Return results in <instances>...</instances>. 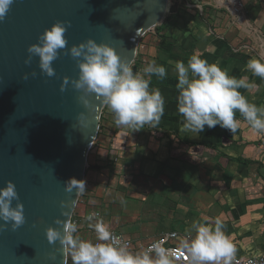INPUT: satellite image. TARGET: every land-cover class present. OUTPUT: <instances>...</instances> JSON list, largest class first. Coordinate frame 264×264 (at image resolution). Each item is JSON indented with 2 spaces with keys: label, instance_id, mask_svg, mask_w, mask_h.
Here are the masks:
<instances>
[{
  "label": "crops",
  "instance_id": "crops-1",
  "mask_svg": "<svg viewBox=\"0 0 264 264\" xmlns=\"http://www.w3.org/2000/svg\"><path fill=\"white\" fill-rule=\"evenodd\" d=\"M239 1L243 10L238 15L226 8V0L179 3V13L194 16L189 34L195 40L181 33L173 46H161V59L154 62L166 68L167 76L145 77L150 79V90L158 88L165 98L164 114L158 125L146 124L137 131L117 125L112 111L104 117L103 130L100 129L89 153L86 183L74 213L79 222L76 234L82 239L97 240L89 224L98 219H103L113 233L144 245L170 230L192 231L195 235L193 223L214 225L219 218L236 248L234 258L264 257V133L255 132L246 122L241 124L238 134L226 129L218 135L217 125L212 128L215 131L209 130L210 136L203 144L196 146L202 149L198 151L200 157L208 147L220 144L210 154L224 159L230 173L229 184L187 185L182 178L187 170L181 161L172 158L174 154L182 157L185 145L179 141L186 133L184 118L177 108L178 98H173L179 95L175 62L187 65L191 41L198 50L195 55L210 64L219 63L238 79L247 76V82L254 87H242L239 91L250 103L264 106V80L247 69L250 59H264V0ZM173 48L177 50L172 52ZM193 138L195 143L201 142L200 137ZM169 145L174 151L172 156ZM211 165L216 172V164ZM188 171L196 176L202 168ZM173 190L176 192L170 193ZM97 212L100 218L86 221L87 214Z\"/></svg>",
  "mask_w": 264,
  "mask_h": 264
},
{
  "label": "water",
  "instance_id": "water-1",
  "mask_svg": "<svg viewBox=\"0 0 264 264\" xmlns=\"http://www.w3.org/2000/svg\"><path fill=\"white\" fill-rule=\"evenodd\" d=\"M169 1L14 0L0 21V189L8 181L16 185L26 218L16 230L10 224L0 229V264L68 261V251L59 241L50 244L46 230L63 231L55 221L71 219L75 212L81 193L66 192L65 184L73 178L85 181L105 105L92 94V108L84 106L83 93L72 85L79 78L77 61L65 53L92 39L116 49L132 66L142 38L174 13L176 6ZM58 21L70 24L68 44L52 64L55 76L48 77L39 68V57L30 65L25 60L28 48ZM65 77L69 83L61 91Z\"/></svg>",
  "mask_w": 264,
  "mask_h": 264
},
{
  "label": "clouds",
  "instance_id": "clouds-1",
  "mask_svg": "<svg viewBox=\"0 0 264 264\" xmlns=\"http://www.w3.org/2000/svg\"><path fill=\"white\" fill-rule=\"evenodd\" d=\"M13 3L14 0H0V21L6 18ZM68 27L70 24L66 26L65 22L58 21L50 29H45L39 42L28 48L29 56L25 64L30 65L33 57H39L41 72L48 77L55 76L52 64L58 59L60 50L66 49ZM69 53L80 70L79 78L73 80L72 85L83 93L80 100L85 107L92 108L88 97L96 94V98L115 114L117 125L139 131L146 124H159L164 114L165 98L158 88L150 90V79L145 77L156 75L164 79L167 76L164 66L152 62L143 69L142 75L139 71L134 72L128 60L118 55L116 49L92 39L73 45L65 54ZM175 69L179 91L177 108L184 118V129L201 133L205 126L212 129L219 125L235 133L240 125L236 119L238 111L255 132L264 133V106L250 103L239 91L242 87H254L247 82V76L238 79L229 75L219 63L210 64L195 54L189 58L187 65L183 61L175 62ZM247 69L264 80V59H250ZM24 79H28L27 74ZM68 83L69 78L65 77L61 91ZM79 119L83 125L86 117L81 113ZM85 183L73 178L65 184V191L72 193L75 190L79 195ZM13 201H17L15 207ZM18 201L16 185L8 181L6 187L0 189V221L4 222L0 229H6L10 224L16 230L25 224L24 205ZM63 215L68 217V212ZM97 215L90 214L88 220L92 221ZM55 223L61 225L63 231L49 227L46 230L47 240L50 244L59 241L65 251L70 249L72 264H177L181 257L189 264H233L236 253L219 218L214 225L193 223L195 235L189 231L180 239L177 249L165 248V241L161 239L139 252L129 251V245L122 237L115 235L103 219L89 224L96 233V243L77 235L78 225L71 219H58ZM52 259L55 260V257Z\"/></svg>",
  "mask_w": 264,
  "mask_h": 264
},
{
  "label": "rangeland",
  "instance_id": "rangeland-1",
  "mask_svg": "<svg viewBox=\"0 0 264 264\" xmlns=\"http://www.w3.org/2000/svg\"><path fill=\"white\" fill-rule=\"evenodd\" d=\"M182 1H185V0H170L169 1V6L175 5L176 8L174 9L173 14H167L166 15L165 19H167V21H166V27H165L166 29L164 31L158 33V30H157L159 28L158 27L157 29L150 30L142 38V40L139 44V48H138L137 60L132 65V68L136 67L137 71L141 72L142 75H143V69H145L149 64H151L155 60L161 59L160 58L161 57L160 56V50L162 49L161 46L166 45V44H172V46H173L175 42L180 40L179 37H180L181 33H183V35H181V36H184V34H185L191 40H195V37L192 35V33L189 34L190 31L192 32L190 27L193 28V17L194 16L183 15L182 13L184 11L182 13H179V11H180L179 10L180 9L179 3H181ZM170 19H172V20H170ZM173 40H176V41L171 42ZM194 44H195V42L191 41V43H189V48L187 50L189 53L191 52L190 53L191 56L196 54V52L198 51V50L196 51ZM174 50L176 51L177 49L173 48L172 52ZM173 55H171V56H173ZM183 59H188V58H183ZM178 97H179V95L175 94L173 98L177 99ZM114 117H115V114H114ZM103 119L104 118L101 119L100 128H101L102 122L104 121ZM236 119L240 121L239 128L235 132L236 134H238V133H240V131L242 129L241 124L242 123L244 124L247 121L238 111L236 112ZM243 124H242V126H243ZM100 128H99V131H100ZM209 130L215 131V129H209V128H207V126H205L204 132H201V133H196V132L186 130L184 139H180V141H179L182 145H185L184 153L181 152L182 157H180V158H178V156L176 157V154H174L172 146H170L171 144L168 146V148L170 149L169 155L171 154L170 156H172V154H174L173 155L174 157H172V158L174 160H175V158H177L179 161H181V166L187 170L188 174L185 175L184 177H182V178H185L187 185L193 186L196 183L201 184V185H208V184L214 183V182L229 184V182H231L230 173H228L226 170L224 159L221 158V155H216V159H215L210 154L212 151H216L218 146L220 147V144L219 145L215 144L212 146L206 145V146H210V148L208 147V149H205L204 154L201 153L202 155L200 157L198 156V151H200L202 149H200L196 146H200L201 144H203V141L206 139V137L210 136ZM225 130L226 129L221 128L219 125L217 126L218 135H220V133H222ZM162 134L168 136L169 133H167V134L162 133ZM194 135H196L197 137H200L199 139H201L200 140L201 142L195 143L193 141V139H195V138H193ZM198 157H199V159H198ZM168 161L169 160L167 159V162ZM213 163L216 164L215 165V167L217 169L216 172H215V169L213 171L211 170V168L213 167V165H211V164H213ZM201 168H202V171L200 173L198 172L199 174H197L196 176H192L189 174L188 170H192V169L200 170ZM174 192H176V191L173 190L170 193H174ZM165 194H167V192ZM67 264H69V260L67 261Z\"/></svg>",
  "mask_w": 264,
  "mask_h": 264
},
{
  "label": "built area",
  "instance_id": "built-area-1",
  "mask_svg": "<svg viewBox=\"0 0 264 264\" xmlns=\"http://www.w3.org/2000/svg\"><path fill=\"white\" fill-rule=\"evenodd\" d=\"M226 8L228 10H230L233 14L238 15L241 13V11L243 10V5L239 0H235L234 3H229V0H226ZM137 60V56L135 61L133 62V64L136 62ZM132 64V65H133ZM109 113H112L111 110L105 105L104 109L102 110V114H101V118H100V123H101V119L106 117L107 115H109ZM112 115V114H110ZM100 128V127H99ZM101 129V128H100ZM103 130V128H102ZM91 151V150H90ZM89 157V156H88ZM75 213V212H74ZM92 214L89 213L86 216V221L88 220V216ZM97 216L94 217L93 220L100 218L101 214L97 212ZM71 221L73 223H76L77 225H79V222L74 219V214L71 217ZM117 236L122 237L123 241L126 242L129 245V251L132 252H139L142 251L144 249H146L149 245L163 239L164 242V247L165 248H169V249H177L179 247V242L180 239L185 237L188 233H182L180 231H175V230H170L168 232L162 233L159 236L151 239L150 241H148L147 243H145L144 245H141L139 242H135L132 239H127L124 236L118 235L116 233H114ZM93 243L98 242L97 240H93ZM68 258L70 260H72V255H71V250H68ZM69 264H72L71 262ZM177 264H189V261L184 259L183 257H181V259L179 261H177ZM233 264H264V257H259V258H250V259H243V258H234L233 260Z\"/></svg>",
  "mask_w": 264,
  "mask_h": 264
},
{
  "label": "trees",
  "instance_id": "trees-1",
  "mask_svg": "<svg viewBox=\"0 0 264 264\" xmlns=\"http://www.w3.org/2000/svg\"><path fill=\"white\" fill-rule=\"evenodd\" d=\"M173 19V18H172ZM172 19H170V20H172ZM166 21H167V19H165V21H164V23L157 29L158 30V33H160V32H162V31H164L166 28ZM172 23V22H171ZM101 128H102V126H101ZM102 130V129H101ZM69 260V263L71 262V260L70 259H68Z\"/></svg>",
  "mask_w": 264,
  "mask_h": 264
},
{
  "label": "bare ground",
  "instance_id": "bare-ground-1",
  "mask_svg": "<svg viewBox=\"0 0 264 264\" xmlns=\"http://www.w3.org/2000/svg\"><path fill=\"white\" fill-rule=\"evenodd\" d=\"M234 2H235V0H229V3H231V4L234 3Z\"/></svg>",
  "mask_w": 264,
  "mask_h": 264
}]
</instances>
